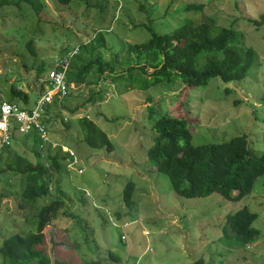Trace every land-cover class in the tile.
Wrapping results in <instances>:
<instances>
[{
  "label": "rangeland",
  "instance_id": "rangeland-1",
  "mask_svg": "<svg viewBox=\"0 0 264 264\" xmlns=\"http://www.w3.org/2000/svg\"><path fill=\"white\" fill-rule=\"evenodd\" d=\"M41 1L39 12L25 0L19 5L0 4V100L9 98L10 86L15 84L29 92L31 104L40 90L37 66L43 64L46 71L57 55L66 53L62 51L66 45L88 41L96 30H105V44L100 53L95 45L92 57L98 54L103 61L111 59L121 72L124 42L144 41L151 35L144 25L159 33L182 23L231 26L256 49L257 64L253 63L241 80L225 82L213 77L189 92V112L198 121L191 141H221L244 133L249 147L261 152L264 23L252 19L264 14V0H106L102 12L93 3L103 0H88L87 9L82 0L73 7L57 0ZM189 3L203 6L188 9ZM31 39L34 53L27 46ZM72 57L78 65L83 59ZM108 71L105 69L103 77ZM150 71L148 68L147 77ZM109 78L93 83L73 81L76 88L71 89L72 94L57 97L55 118L69 121L70 126L51 120L40 155L48 144L55 147L61 143L62 150L70 149L76 156L75 160L67 157L60 171H53L48 194L27 203L22 197L25 174L0 171V243L12 233L36 231L42 207L58 199L62 203L56 215L41 230L44 242L40 245L51 264H90L109 249L119 256L110 259V264H188L199 259L201 264H264V174L255 180L251 192L238 200H228L217 192L193 198L176 193L147 150L154 135L150 109L154 117L159 100L158 115L167 109L176 115V98L183 97L184 83L178 80L168 87L159 84L138 89L130 87L124 76L117 81ZM99 88L104 90L103 100L88 102ZM74 107L77 109L70 112ZM83 115L107 133L114 145L112 151L90 146L82 139L78 117ZM13 137L12 152L33 163L44 160L31 150L32 140L22 133ZM3 161L6 164L8 157ZM130 180L132 206L122 198V189ZM244 205L258 214L253 225L259 229V237L249 245L230 231L226 220L228 213Z\"/></svg>",
  "mask_w": 264,
  "mask_h": 264
},
{
  "label": "trees",
  "instance_id": "trees-1",
  "mask_svg": "<svg viewBox=\"0 0 264 264\" xmlns=\"http://www.w3.org/2000/svg\"><path fill=\"white\" fill-rule=\"evenodd\" d=\"M21 1L0 0V4L19 5ZM25 1L33 5L36 12L42 8L41 0ZM57 1L72 7L78 5L77 0ZM82 1L85 2L86 9L90 7L88 0ZM105 2L107 1L103 0L101 3L96 1L93 6H99L102 12L105 9ZM143 6L142 4L140 8L144 11ZM202 6V3H189L187 8H201ZM129 20H132L131 17ZM252 21L259 25L263 24L264 14L260 15V19H252ZM133 26L136 27L137 24L133 23ZM144 26L151 33L149 38L140 42L128 40L124 42L121 52L125 55L121 57L119 63L123 65L121 72L111 62V59L103 61L98 54L92 57L95 45L98 53L102 51L100 49L105 44V30H96L94 36L88 41L82 42L80 39L76 41L77 43L68 44V42L62 51H73L71 57L83 56V59L79 65L69 59L67 79L79 84L80 82H98L104 77L108 79L109 77L106 76H110L109 79L112 81H117L124 76L130 87L135 88L136 86L138 89H146L159 84L166 87L167 84L182 81L184 94L182 98L178 96L176 98L178 100L175 107L176 115H172L169 109L158 115L159 100L155 102L158 109L154 106V117L151 114L153 108L150 109V117L153 118L151 129L154 130V135L152 144L147 150L148 157L156 164L157 170L167 174L173 190L181 196L193 198L217 192L228 200L241 199L251 192L255 180L264 174V126L261 134L263 149L260 153H256L249 147L247 135L244 133L232 135L221 141L194 144L191 140L198 121L197 117L189 112L188 94L197 86L207 84L213 77H220L225 82L241 80L249 73L252 64H257L256 49L244 41L242 32L231 26L213 27L208 22L182 23L161 33L154 31L150 25ZM32 41V39L27 41V46L34 53ZM148 68H151V71L147 77L145 73ZM105 69L109 71L103 77ZM43 71H45L44 65H38L37 74ZM224 91L225 93L230 91L228 86L224 87ZM69 94H72V91ZM103 94L104 90L99 88L91 93L87 101L90 103L96 100L101 101ZM150 98L148 96V99ZM262 98L264 102V93ZM8 100L27 104L30 94L17 85L11 84ZM56 102L54 99L47 105L43 121L47 128L51 120L59 121L65 127H69V121H64L63 118L56 120L57 113L53 111ZM76 109L77 107H74L69 111L74 112ZM78 121L83 133L82 139L86 143L93 147L105 146L108 152L112 151L114 148L112 141L93 119L83 115L78 117ZM16 133L20 132L14 127L12 139ZM22 134L26 140H32L33 153L43 157L44 160L33 163L27 156L16 151L12 152L10 143L1 147L0 171L9 169L17 174H25L26 181L22 197L25 202L29 203L50 192L49 186L53 181V171H60L66 158L72 159L76 155L75 153L70 154L68 150H62L61 143H58L55 147L48 144L47 150L41 156L42 141L37 132L32 130ZM6 157L9 161L5 164L3 160ZM132 191L133 181L130 180L122 189V198L130 206L133 204ZM61 203L62 200L54 199L42 207L38 215L36 231L15 232L4 237L0 243V264H51L50 257L40 245L44 242L41 230L51 222L52 217L56 215L57 206ZM117 215H119L118 212ZM257 216L256 211L244 205L228 213L226 220L230 231L249 245L259 237L260 231L253 225ZM104 253H106L104 256L98 255L96 259L91 260L90 264H110V259H119V256L110 249L104 250ZM201 262L202 259H199L188 264H201Z\"/></svg>",
  "mask_w": 264,
  "mask_h": 264
},
{
  "label": "built area",
  "instance_id": "built-area-1",
  "mask_svg": "<svg viewBox=\"0 0 264 264\" xmlns=\"http://www.w3.org/2000/svg\"><path fill=\"white\" fill-rule=\"evenodd\" d=\"M72 54L73 51H66L65 54L57 55L52 66L37 77L42 89L39 90L37 97L31 104L8 99L0 101V151L1 147L11 143L14 127L20 133H29L35 130L42 141L41 146H43V142L48 141V128L43 121V114L47 105L54 99L68 96L70 90L76 88L75 83L66 78V71ZM67 150L73 154V151Z\"/></svg>",
  "mask_w": 264,
  "mask_h": 264
},
{
  "label": "clouds",
  "instance_id": "clouds-1",
  "mask_svg": "<svg viewBox=\"0 0 264 264\" xmlns=\"http://www.w3.org/2000/svg\"><path fill=\"white\" fill-rule=\"evenodd\" d=\"M59 55H61V54H59ZM53 60H54V59H53ZM52 63H53V61H52ZM51 66H52V64H51ZM51 66H50V67H51ZM48 69H49V68H48ZM42 73H43V72H42ZM40 74H41V73H40ZM40 74H39V75H40ZM39 75H38V76H39ZM66 78H67V77H66ZM72 82H73V81H72ZM75 85H76V84H75ZM1 96H2V94H1ZM32 102H33V101H32Z\"/></svg>",
  "mask_w": 264,
  "mask_h": 264
}]
</instances>
